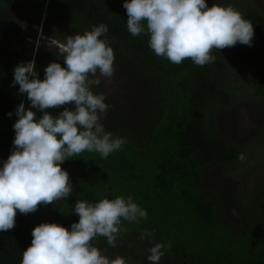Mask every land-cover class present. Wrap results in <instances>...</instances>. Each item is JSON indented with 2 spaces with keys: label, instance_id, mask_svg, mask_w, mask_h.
I'll list each match as a JSON object with an SVG mask.
<instances>
[{
  "label": "trees",
  "instance_id": "trees-1",
  "mask_svg": "<svg viewBox=\"0 0 264 264\" xmlns=\"http://www.w3.org/2000/svg\"><path fill=\"white\" fill-rule=\"evenodd\" d=\"M16 1L21 18L25 11L28 13L26 3L46 7L43 32L60 21L72 24L73 33L81 35L94 25L105 24L108 32L101 39L108 41L120 61L136 69L139 85H143L141 94L146 88L142 95L145 110L137 105L129 111L142 122L137 136L126 135L114 122L106 127L114 138L125 140L119 150L106 158L84 151L60 165L69 174L72 194L49 206L40 217L17 213L15 227L0 231V264H20L22 252L31 245L33 228L41 223H56L70 230L79 220L74 214L76 200L96 203L117 196H131L147 212V218L138 222L121 221L126 231L120 232L116 244L141 240L139 245L126 244L121 257L129 264H151L148 249L157 243L164 245L159 264H264V179L253 188L258 213L252 224L239 232L220 220L218 200L206 193L203 185L205 172H220L217 165L236 160L244 164L248 159L247 154L239 157L236 149L228 148L213 128L214 109L228 106L232 100L229 80L224 77L226 64L216 58L204 66L195 65L190 58L174 64L156 56L148 46L147 35L133 37L128 32V17L122 6L125 0H0V11L14 8ZM242 17L252 23L254 34L264 45V16L248 10ZM5 19L0 18V26ZM143 24L146 28V21ZM15 58L0 47V152L4 156L15 148L12 126L18 119L17 106L24 103L37 117L42 114L30 107L26 94L19 93V85L13 86V69L18 65ZM51 62L64 66L56 57L45 60L35 56L39 79L43 80L44 69ZM254 83L252 97L264 100V74ZM65 107L71 105L46 111L57 115ZM262 120V129L252 136H260H254L253 144L261 141L264 150ZM145 230L154 236L141 239ZM98 241L107 243L106 238L97 236L92 244Z\"/></svg>",
  "mask_w": 264,
  "mask_h": 264
},
{
  "label": "clouds",
  "instance_id": "clouds-1",
  "mask_svg": "<svg viewBox=\"0 0 264 264\" xmlns=\"http://www.w3.org/2000/svg\"><path fill=\"white\" fill-rule=\"evenodd\" d=\"M127 30L137 37H149L148 46L158 57L180 64L190 58L198 66L215 60L212 51L231 48L237 43L251 47L253 25L232 6L211 7L205 0H125ZM146 21V28L143 22ZM108 32L105 24L92 26L83 35H67L62 40L38 33L36 47L43 40L50 50L55 48L64 66L51 62L38 78L35 60L21 62L13 69V86L26 94L32 109L21 103L15 109L13 124L14 150L0 168V231L15 227L17 210L34 213L38 206L66 200L73 186L61 164L81 152H97L102 158L119 150L125 140L114 138L100 123L110 107L103 94L92 87L99 77L114 74V51L101 39ZM65 107L57 115L47 109ZM9 116L12 113L8 114ZM74 214L78 222L70 230L56 223H41L32 230L31 245L22 252L20 264H126L124 258L110 259L92 244L97 236L115 247L121 221L138 222L147 212L131 196L104 198L96 203L76 200ZM154 236L145 230L141 239ZM170 247V245H169ZM163 244L148 249V260L159 264L164 255Z\"/></svg>",
  "mask_w": 264,
  "mask_h": 264
},
{
  "label": "rangeland",
  "instance_id": "rangeland-1",
  "mask_svg": "<svg viewBox=\"0 0 264 264\" xmlns=\"http://www.w3.org/2000/svg\"><path fill=\"white\" fill-rule=\"evenodd\" d=\"M17 3L18 1L15 2L14 8L4 7L0 11V18H7L1 22L2 26H0V47L9 50L16 57L17 64L35 60V56L45 60L52 56L63 61L57 49L49 50L43 40L40 42V47L37 48L36 41L39 32L43 33L45 39L52 37L62 40L67 35H75L72 24L60 21L53 23L49 28H44L43 32L41 25L46 7L39 3H26L25 10L27 9L29 13L28 20L26 11L21 18L22 10H17L19 8ZM205 3L208 7L213 4L221 7L232 6L242 15L248 10H253L264 16V0H206ZM251 45L249 47L237 43L231 48L212 51V55L223 61L228 68L224 77L229 80L228 89L232 95L230 105H221L214 109L213 128L217 137L225 141L228 148L236 149L239 157H245L247 154L248 159L244 164H241L244 161L236 160L217 165L216 168L220 172H205L203 185L206 188V193L218 200L216 206L220 220L237 232L252 224L256 217L259 207L253 188L264 179V150L260 148L261 141L253 144L254 136L257 138L260 136H252L255 131L262 129L264 115L261 113L264 112V100L253 98L251 95L253 83L258 82L264 74V45L255 34ZM114 56L115 71L113 76L111 78L99 77L100 84L92 87L93 93L103 94L105 96L104 103L110 105L100 123L106 132H108L106 127L114 122L115 125L123 129L126 135L137 136L142 122L136 113L130 115L129 111H132L137 105L144 109L145 103L142 95H145L146 88L141 94L143 85H139L140 78L136 74V69L130 68L120 61L115 51ZM113 108L116 110H112ZM260 115L261 117H259ZM146 116H144L145 121L147 120ZM147 118L149 119L148 116ZM10 154L11 149L5 156L0 152V168L3 167V163ZM228 194H230V198L227 197ZM58 201L47 206H38L36 212L26 215L40 217L42 213H45V209L48 210L49 206ZM17 213H19L18 210ZM116 241H120V239ZM133 242L134 245H139L141 240L137 238L119 244L115 242V247H109L108 243L104 241H98L93 245L101 251L102 255L114 259L117 256L121 257L122 253H126V244L131 247ZM126 264H129V261H126Z\"/></svg>",
  "mask_w": 264,
  "mask_h": 264
}]
</instances>
